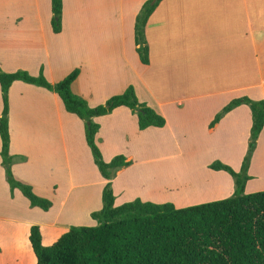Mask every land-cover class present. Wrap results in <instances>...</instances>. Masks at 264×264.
I'll return each mask as SVG.
<instances>
[{
    "label": "crops",
    "instance_id": "1",
    "mask_svg": "<svg viewBox=\"0 0 264 264\" xmlns=\"http://www.w3.org/2000/svg\"><path fill=\"white\" fill-rule=\"evenodd\" d=\"M146 1L63 0L62 31L56 33L52 0H0V67L32 75L43 71L52 83L79 68L75 93L90 106L134 85L139 100L166 118L164 127L141 130L137 114L126 106L95 117L104 159L124 154L132 161L111 180L116 205L136 198L166 201L151 195L166 185L181 189L179 204L212 191L218 195L214 200L230 197L234 179L210 164L220 160L241 169L252 110L242 104L214 127L211 123L235 98L264 99V0H161L146 25L149 63L144 64L135 26ZM9 99L13 171L54 205L45 211L33 207L19 189L11 191L0 135V264H35L32 225L42 226L43 243L51 245L71 225L82 224L79 218H91L103 207L109 180L94 161L84 121L66 110L58 93L15 81ZM3 108L0 85V118ZM262 160L264 129L246 193L264 190V179L256 173ZM172 162L184 166L158 176L156 169L135 172Z\"/></svg>",
    "mask_w": 264,
    "mask_h": 264
},
{
    "label": "trees",
    "instance_id": "2",
    "mask_svg": "<svg viewBox=\"0 0 264 264\" xmlns=\"http://www.w3.org/2000/svg\"><path fill=\"white\" fill-rule=\"evenodd\" d=\"M161 0H147L136 18L135 41L140 59L149 63L146 25ZM64 2L52 0V26L62 31ZM80 69L52 83L41 71L5 72L0 67V85L4 108L0 118L2 164L11 191L19 189L33 207L48 211L54 205L47 197L36 194L33 186L19 179L13 171L14 155L10 150L9 92L15 81H24L54 91L61 97L66 110L85 123L87 143L101 175L109 180L103 190V207L94 211L96 226L72 225L51 245L43 243L42 226L32 225L30 243L35 264H264V190L246 193L252 155L264 129V99L248 96L233 99L216 115L214 127L234 108L247 104L253 115L251 142L241 171L217 160L210 164L214 170H225L235 180L232 196L205 203L177 207L172 202L156 203L136 198L116 205L112 179L132 161L124 154L106 161L97 144L100 124L95 117L112 113L126 106L138 116L141 130L164 127L166 118L145 102H141L134 85L123 93L110 97L105 103L90 106L87 99L75 93L72 86ZM1 251V248H0Z\"/></svg>",
    "mask_w": 264,
    "mask_h": 264
},
{
    "label": "rangeland",
    "instance_id": "3",
    "mask_svg": "<svg viewBox=\"0 0 264 264\" xmlns=\"http://www.w3.org/2000/svg\"><path fill=\"white\" fill-rule=\"evenodd\" d=\"M72 90L74 91V92H76L75 91V87H74V85L72 86ZM253 124V123H252ZM251 131H252V127H251V130H250V136H249V141H248V149H247V153L245 154V156H244V159H243V162H242V166H243V163H244V161H245V158H246V156H247V154H248V151H249V147H250V142H251ZM253 156V155H252ZM252 160V159H251ZM188 164V163H187ZM187 164H185V165H187ZM227 164V163H226ZM192 165L194 166V165H199V164H197V163H192ZM228 165H230V164H228ZM184 166V164L183 163H178V162H172V163H158V164H153V165H151V166H149V167H146L145 169L143 168L142 170H138V171H135L136 173L138 172V173H143L142 171H149L150 169H156V171H155V173L157 174L156 176H158V175H162L163 173H165V172H168L169 171V168H171V167H175V169H179V170H181V168ZM231 166V165H230ZM242 166H241V169H242ZM257 168H258V171L256 172L260 177H263V179H264V160H262V161H257ZM195 167V166H194ZM196 167H198V166H196ZM231 167H233V166H231ZM234 168V167H233ZM241 169L240 170H236V171H241ZM193 171H195V168L193 169ZM134 172V173H135ZM227 172V171H226ZM229 173V172H228ZM150 174V173H149ZM230 174V173H229ZM231 175V174H230ZM250 175V174H249ZM145 176H148V175H145ZM151 176H154L152 173H151ZM232 176V175H231ZM232 178L234 179V177L232 176ZM234 183H235V180H234ZM235 188H236V185H235ZM142 188H140V190H141ZM149 190V189H148ZM180 190L181 189H179V187H172V186H170L169 185V187L166 185V186H163V187H161V188H158L157 187V189H155L153 192H152V194L151 195H156V196H160L161 198H166L167 197V199H162V200H166V201H162V202H156V203H167V202H172V203H174L175 205H180V207H187V206H190V205H195V204H200V203H205V202H207V201H205V200H208V202L209 201H212V200H214L216 197H218V195L216 196L215 195V193H214V191H212V192H208V196H201L200 197V199H195V200H190V201H187V202H184V203H181V204H179V203H177V202H175L176 200H177V197H178V195H179V193L178 192H180ZM235 192V191H234ZM252 193H254V192H252ZM234 194V193H233ZM168 198H171V199H168ZM175 198V199H174ZM217 200H220L219 198L217 199ZM200 201H202V202H200ZM205 201V202H204ZM154 202V201H153ZM200 202V203H199ZM82 213H84V212H82ZM84 215V214H83ZM77 221H82L81 223L82 224H74V225H87V226H96L97 224H98V222H97V220L96 219H94L93 217H88V218H84V217H81V218H79V220H77ZM72 226V225H71ZM11 259H12V256H11V254H10V256H9ZM8 259L9 258H7V260L6 261H8Z\"/></svg>",
    "mask_w": 264,
    "mask_h": 264
}]
</instances>
